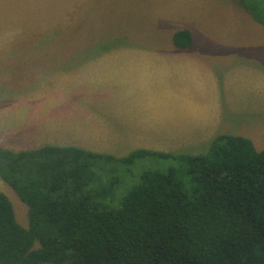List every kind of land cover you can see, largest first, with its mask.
<instances>
[{
	"label": "trees",
	"instance_id": "obj_1",
	"mask_svg": "<svg viewBox=\"0 0 264 264\" xmlns=\"http://www.w3.org/2000/svg\"><path fill=\"white\" fill-rule=\"evenodd\" d=\"M246 3L264 25V0ZM173 41L185 49L192 35ZM148 155L175 158L139 150L119 162ZM176 158L187 179L146 171L115 205L114 183L96 168L112 157L0 146V178L29 208L25 228L0 192V264H264V150L222 135L207 154Z\"/></svg>",
	"mask_w": 264,
	"mask_h": 264
},
{
	"label": "crops",
	"instance_id": "obj_2",
	"mask_svg": "<svg viewBox=\"0 0 264 264\" xmlns=\"http://www.w3.org/2000/svg\"><path fill=\"white\" fill-rule=\"evenodd\" d=\"M230 29L201 28L206 41L197 44L192 36L191 46L185 49L177 48L174 41L170 49L160 52L144 45L139 48L143 52L131 50L67 67L62 83L71 79L70 89L60 90L57 82L48 79L38 84L48 88V95L31 92L7 98L6 108L0 110V146L20 152L24 150L10 146L29 144L31 139L37 147H76L116 155L117 150L92 148L109 147V140L101 137L106 129L114 130V140H121L122 145L160 153L196 149V156L207 154L216 138L231 135L232 114L252 115L256 119L252 125L264 122V70L245 67L241 61L234 66L209 61L211 53L205 47L211 35H218L223 49ZM260 29L264 30L263 24ZM188 31L195 33L191 28ZM198 33L196 29V40ZM148 136L152 141H147Z\"/></svg>",
	"mask_w": 264,
	"mask_h": 264
},
{
	"label": "rangeland",
	"instance_id": "obj_3",
	"mask_svg": "<svg viewBox=\"0 0 264 264\" xmlns=\"http://www.w3.org/2000/svg\"><path fill=\"white\" fill-rule=\"evenodd\" d=\"M248 1L0 0V44L3 47L0 48V110L6 108L7 98L16 99L31 92L48 95V88L38 85L40 81L44 83L52 79L58 83V89H70L71 79L62 83L67 67L83 66L107 56H122L131 50L143 52L139 48L144 45L155 46L153 48H158L159 52L166 51L172 47L174 33L188 28L195 32L192 36L199 44L206 41L202 36L203 29L231 27L230 38L223 49L219 46L222 41L216 38L218 35H211L212 40L205 47L211 53V65L234 66L241 61L245 67L264 70V30L260 29L262 24L253 16H248L247 12L251 13L247 8ZM233 12L238 14L233 17ZM232 27L239 33H235ZM196 29L199 31L197 40ZM4 44H10V47ZM232 116L229 133L252 140L255 148L263 151L264 122L261 120L259 125H252L251 122L256 121L252 115ZM96 126L99 127L98 123ZM101 133L102 139L109 140V147L92 148L118 151L116 155L103 154L114 161L96 164V168L99 167V171L114 183L115 205L146 171L169 172L174 169L181 180L187 179L185 165L176 157L193 156L196 149L171 153L175 158L148 155L132 163L121 164L119 160L145 147L122 145L121 140H114V130L103 129ZM25 137L29 135L25 134ZM152 139L147 137V141ZM27 142L29 144L11 145L10 148L24 151L40 148L31 139ZM101 162L106 164L100 165ZM0 192L11 201L18 223L28 228V206L1 178Z\"/></svg>",
	"mask_w": 264,
	"mask_h": 264
}]
</instances>
